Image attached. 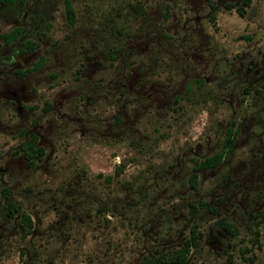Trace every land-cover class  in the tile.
Returning <instances> with one entry per match:
<instances>
[{
  "label": "rangeland",
  "instance_id": "rangeland-1",
  "mask_svg": "<svg viewBox=\"0 0 264 264\" xmlns=\"http://www.w3.org/2000/svg\"><path fill=\"white\" fill-rule=\"evenodd\" d=\"M213 1L0 3V264H141L193 225L182 264H264V0Z\"/></svg>",
  "mask_w": 264,
  "mask_h": 264
},
{
  "label": "trees",
  "instance_id": "trees-1",
  "mask_svg": "<svg viewBox=\"0 0 264 264\" xmlns=\"http://www.w3.org/2000/svg\"><path fill=\"white\" fill-rule=\"evenodd\" d=\"M211 8H215V2L213 0H206ZM10 2L12 3L13 0H0V3ZM250 3V0H241V6L237 7L238 12L242 13V6L248 5ZM225 6L227 8H232V3H225ZM64 8L67 15V18L70 22H74L75 20V12L73 5L71 3V0H64ZM19 33V28H15L9 33L3 34L4 41L7 43L16 39L17 35ZM34 48L33 42L31 40H27L23 43L22 52H29ZM41 64L40 62L38 64H35V68L39 67ZM32 68V67H31ZM26 70H30V68H27ZM235 143V129L232 127H229L226 132L225 139L223 141V146L221 149L214 153L213 155L206 156L202 160L194 159V169L198 168H209L217 165L224 157H226L233 145ZM20 150H22V153L24 157L26 158L28 164L32 166L35 164L36 158H39L40 155L43 153V147L38 143V135L36 132H31L30 136L27 137V139L20 145ZM189 181L191 184L195 187L196 186V174L193 173L190 175ZM18 207L14 203H8V214L10 216H14V214L17 212ZM12 214V215H11ZM252 215L254 217H257L260 221H264V191L263 196L261 198V207L258 211L253 212ZM24 222L28 223V231L24 230ZM222 226L227 230V232H233L236 231L235 224L224 221L221 222ZM32 225V221L30 216L23 212L22 213V222H20V227L22 230V234L25 236ZM235 233V232H234ZM197 232H196V225H193L191 227L190 235L183 241L182 245L177 248H169L165 251L161 252H147L144 253L141 258L140 262L141 264H182L185 263L189 257L190 254V248L191 246L195 245L197 243Z\"/></svg>",
  "mask_w": 264,
  "mask_h": 264
}]
</instances>
